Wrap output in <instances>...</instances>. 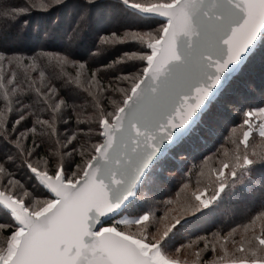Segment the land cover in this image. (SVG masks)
<instances>
[{
	"label": "snow or ice",
	"instance_id": "6c2138e0",
	"mask_svg": "<svg viewBox=\"0 0 264 264\" xmlns=\"http://www.w3.org/2000/svg\"><path fill=\"white\" fill-rule=\"evenodd\" d=\"M57 2L6 5L0 20ZM119 6L141 23L98 36L97 53L135 45L104 65L108 72H86L70 54L0 50V264H264V210L211 239L186 236L190 213L250 181L256 160L264 163V108L243 111L230 100L245 82L256 84L257 67L264 94V0ZM83 7L103 5L87 0ZM55 78L75 85L76 96L62 94ZM229 102L243 111L241 124L229 130L213 163L204 157L196 166L190 195L185 183L157 205L164 173L186 143L220 123ZM73 118L74 130L61 136L58 125ZM254 133L258 144L250 141ZM202 179L203 189L213 190L209 200H201ZM217 245L223 255H202Z\"/></svg>",
	"mask_w": 264,
	"mask_h": 264
},
{
	"label": "trees",
	"instance_id": "16d2710c",
	"mask_svg": "<svg viewBox=\"0 0 264 264\" xmlns=\"http://www.w3.org/2000/svg\"><path fill=\"white\" fill-rule=\"evenodd\" d=\"M86 2L87 0H58L47 9L29 8L26 14H19L15 21L9 20L7 24L0 20V50L5 51L9 56L13 54L28 57L43 56L46 53L70 54L72 59L85 65L86 72L110 71L104 69L103 66L110 64L123 52L135 50V45L125 43L97 53L98 36L103 34L104 30L123 32L125 29H135L141 21L130 11L122 9L119 6V0H99L103 7L84 9L83 5ZM6 5L25 7L29 5V0H0V8ZM85 12L87 15L82 21L81 17ZM18 71L22 73L23 70ZM48 71L50 69L46 70V75ZM69 71H73L74 74L73 69L69 68ZM33 75H38V73H33ZM21 78H23L22 75ZM107 78L105 76V79ZM252 78L256 81L255 85L245 82L239 92L230 97V100H239L244 104L243 111H246L249 106L264 107V94L258 87L261 84L258 67L252 73ZM53 82L65 96H76L75 85H65L59 78H55ZM77 102H80L78 98ZM227 109L221 113L220 123L214 126L212 131L205 130L185 144L177 160L164 173L165 180L155 198L157 205L174 195L182 184L189 183V186L196 187L194 174L198 171L196 166L204 161V157H209L206 164L213 163L211 157L224 143L229 130L242 122L243 111L237 110L231 102L227 104ZM12 118L15 119V114H12ZM28 126L30 127L31 124L29 123ZM58 127L61 136L66 134V130L70 135L75 127V119L73 118L70 124L61 123ZM2 150L0 147V151ZM250 175V181L246 177L244 181L226 189L221 193L222 198L218 197L211 201L207 208L202 207L198 212L190 213L186 217L190 220L186 236L190 235L192 239L197 236H207L211 239V234L221 230L226 233L232 227L246 224L258 211L264 210L262 208L264 205V163L256 160ZM204 183H207L206 179L201 180V188ZM208 209H212V212ZM2 216L3 212H0V217ZM193 216L197 219H193ZM181 242L185 243L187 239Z\"/></svg>",
	"mask_w": 264,
	"mask_h": 264
},
{
	"label": "rangeland",
	"instance_id": "374dc122",
	"mask_svg": "<svg viewBox=\"0 0 264 264\" xmlns=\"http://www.w3.org/2000/svg\"><path fill=\"white\" fill-rule=\"evenodd\" d=\"M262 108H264V107H262ZM253 135L255 136V139H253V137L250 136V141L254 144H258L260 142V138H259L258 134L254 133ZM189 187H191L190 191H189V195H190L191 190H193L195 188H193L192 186H189ZM212 195H213V190L211 187H209L206 191L203 189V187L201 188V192H200L201 200H209L212 197ZM196 203H199V202L196 201ZM228 248L231 251V248H232L231 244L228 245ZM189 255L191 256V250H189ZM202 255H206L208 260H212L218 256L223 255V253L220 251L219 246L217 245V249L215 252L208 251V252L202 253Z\"/></svg>",
	"mask_w": 264,
	"mask_h": 264
}]
</instances>
